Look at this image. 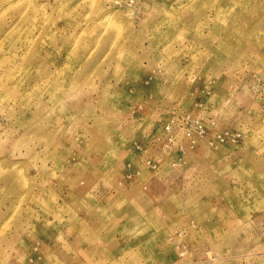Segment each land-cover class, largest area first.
Returning <instances> with one entry per match:
<instances>
[{
	"label": "rangeland",
	"instance_id": "obj_1",
	"mask_svg": "<svg viewBox=\"0 0 264 264\" xmlns=\"http://www.w3.org/2000/svg\"><path fill=\"white\" fill-rule=\"evenodd\" d=\"M0 264H264V0H0Z\"/></svg>",
	"mask_w": 264,
	"mask_h": 264
},
{
	"label": "bare ground",
	"instance_id": "obj_2",
	"mask_svg": "<svg viewBox=\"0 0 264 264\" xmlns=\"http://www.w3.org/2000/svg\"><path fill=\"white\" fill-rule=\"evenodd\" d=\"M126 212V211H125ZM127 214V213H126ZM217 258V257H216ZM219 258V257H218Z\"/></svg>",
	"mask_w": 264,
	"mask_h": 264
}]
</instances>
